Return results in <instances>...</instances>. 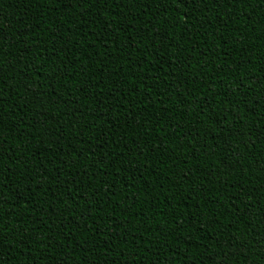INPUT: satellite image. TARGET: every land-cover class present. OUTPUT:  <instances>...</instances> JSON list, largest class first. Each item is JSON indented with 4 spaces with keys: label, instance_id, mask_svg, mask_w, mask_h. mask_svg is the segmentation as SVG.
I'll return each mask as SVG.
<instances>
[{
    "label": "trees",
    "instance_id": "1",
    "mask_svg": "<svg viewBox=\"0 0 264 264\" xmlns=\"http://www.w3.org/2000/svg\"><path fill=\"white\" fill-rule=\"evenodd\" d=\"M0 264H264V0H0Z\"/></svg>",
    "mask_w": 264,
    "mask_h": 264
}]
</instances>
